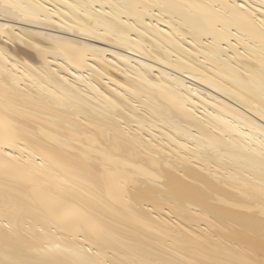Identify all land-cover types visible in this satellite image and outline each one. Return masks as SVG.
I'll return each instance as SVG.
<instances>
[{
	"label": "bare ground",
	"instance_id": "bare-ground-1",
	"mask_svg": "<svg viewBox=\"0 0 264 264\" xmlns=\"http://www.w3.org/2000/svg\"><path fill=\"white\" fill-rule=\"evenodd\" d=\"M0 264H264V0H0Z\"/></svg>",
	"mask_w": 264,
	"mask_h": 264
}]
</instances>
